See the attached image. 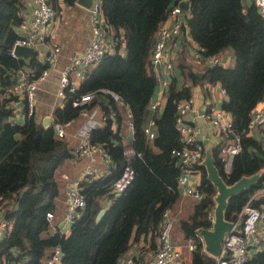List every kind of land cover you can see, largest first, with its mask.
I'll return each instance as SVG.
<instances>
[{"label": "trees", "instance_id": "1", "mask_svg": "<svg viewBox=\"0 0 264 264\" xmlns=\"http://www.w3.org/2000/svg\"><path fill=\"white\" fill-rule=\"evenodd\" d=\"M62 1L72 5L77 0ZM178 1L99 0L113 50L87 69L73 92L66 91L62 105L56 106L51 115L57 123L77 120L83 117L82 107L73 106V102L86 94L92 96L85 109H95L94 117L99 110L103 124L91 129L89 140L101 146L114 168L111 166L105 176H86L80 181L85 206L63 237L49 235L45 214H58L57 170L73 156L72 149L66 137L60 138L51 126H43L35 114L24 116L21 123L13 121L14 105L20 99L13 90L17 74L25 72L28 80H34L49 67L37 58L36 52L28 60L11 55L26 6L23 0H0V197L7 200L2 216L10 226L0 239V264L2 260L11 264H45L57 244L62 250L61 264H119L141 235L157 237L162 213L171 209L179 195L176 159L171 155L173 149L183 146L175 125L176 107L192 97L194 88L203 95L209 94L205 85L219 84L224 88L222 109L230 114L233 130L240 134L241 150L233 156L227 174L218 153L231 138L221 135L223 140L212 148L223 182L232 185L241 177L259 175L255 186L228 199L224 219L236 222L255 187L264 183V142L247 135L246 128L251 109L264 96V17L253 1L245 4L244 0H189L186 24L190 39L203 48V56L225 57L230 53L232 62L196 66L191 57L188 60V41L182 34L184 40L177 48L162 111L150 109L157 86L150 63L151 50L157 30ZM48 2L57 15L59 1ZM110 93L117 95L119 101ZM119 105L129 111L132 125L131 140L126 146L122 144ZM151 121L154 136L149 139L144 129ZM127 150L133 154H125ZM125 165L134 170V177L123 193L115 196L112 184ZM197 168L203 198L191 216L176 218L172 232L175 229L184 241L194 242L189 264H215L214 258L203 251L197 230L211 227L208 217L215 206L216 190L206 179L204 167ZM104 198L109 199V206L97 220ZM262 227L264 231V219ZM245 264H264V238L262 250Z\"/></svg>", "mask_w": 264, "mask_h": 264}, {"label": "built area", "instance_id": "2", "mask_svg": "<svg viewBox=\"0 0 264 264\" xmlns=\"http://www.w3.org/2000/svg\"><path fill=\"white\" fill-rule=\"evenodd\" d=\"M257 10L264 17V0H253ZM90 23L91 39L85 49L78 54L70 57L69 64L59 72L57 78L56 96L63 99L66 91L73 92L76 88L71 76L75 78H84L85 72L90 67L100 62L102 57L112 52L113 44L111 35L105 27L104 18L101 13L99 0H93L90 7L86 8ZM189 10H184L178 6V2L172 5L167 13L164 23L159 27L156 33L155 41L151 50L150 63L153 67L157 86L155 88L153 100L150 103V109L156 110L160 106V100L165 95V89L171 81L174 65L171 59V51L178 48L177 38L184 34L186 40L192 46L191 56L197 66L205 67L212 65H224L225 57L217 55L203 56V48L193 42L187 33L186 17ZM56 16L55 9L48 0H31L28 9H25L24 18L17 29V38L14 40L11 55L18 57L13 53L15 46L32 47L36 49L40 44H44L49 37V28ZM183 29L184 32H183ZM60 48L55 44H49L43 58L49 68L44 69L34 80H28L25 72L17 74V83L14 86V92L21 99L20 111L22 117L32 116L35 113L36 90L42 82L48 77V72L59 57ZM220 86L219 84H216ZM215 85H205L206 89L211 91ZM221 93L225 96V89L220 86ZM111 96L119 101L118 96L110 93ZM89 94L81 96L73 102V106L82 107L80 113L86 117V122L76 132L77 144L72 150L75 158L86 157L89 159V165L81 172L77 178L66 179L65 185V212L59 224L52 226L49 235L57 234L66 237L70 230V226L78 216L79 212L85 206L84 197L80 191V181L86 176L97 177L100 172L95 170L92 162L95 160V154H101L103 160H108L106 153L101 146L90 142V131L95 128L94 120L95 109L91 111L85 109L86 103L91 100ZM193 99L182 100L176 107L175 125L180 133V140L183 144L181 149H173L171 155L176 159V167L178 175L176 177V185L178 189L187 196L195 200H201L203 193L192 182L196 167L201 165L204 159V146L199 141L200 126L192 125L185 120L186 114L193 110ZM196 113V111H194ZM110 116H113L111 114ZM197 117H201L204 121L209 122L216 134L229 136L231 139L223 144L218 153L222 169L225 174L230 170L231 160L234 155L241 150L240 134L233 130L231 116L222 108H216L211 102L204 103V109L198 113ZM13 121L15 122L14 118ZM128 127L132 130L130 121ZM69 124L57 123L52 120L50 126L55 134L64 138L66 135L65 127ZM152 121L149 122L144 129L149 139L154 134L151 131ZM247 134L258 132L259 138L264 142V96L256 102L250 111L247 121ZM219 141V140H218ZM218 143V142H217ZM125 154H133V151L127 150ZM134 177V170L129 166H123L119 176L112 184V190L116 194H121L130 185ZM7 204V200L0 197V239L4 237L6 231L10 227L8 222L3 218L2 214ZM53 214L47 212L45 221L52 225ZM210 222L213 221V215H209ZM264 219V183L256 187L247 202L243 206L239 218L234 223L240 224V230L230 231L224 236L221 246L225 254L224 257H214L215 264H245L250 258V253H257L262 250L263 227L259 229ZM176 218L171 214L170 210H165L157 231V248L146 260V264H182L181 250L172 242L171 234L173 224ZM198 236V235H197ZM201 244L202 240L198 236ZM187 249H195L192 241H187ZM203 249V245H202ZM62 250L59 244L52 248L51 254L46 258L45 264H61ZM134 264L132 257L120 259L119 264ZM1 264H11L2 260Z\"/></svg>", "mask_w": 264, "mask_h": 264}, {"label": "crops", "instance_id": "3", "mask_svg": "<svg viewBox=\"0 0 264 264\" xmlns=\"http://www.w3.org/2000/svg\"><path fill=\"white\" fill-rule=\"evenodd\" d=\"M58 1L60 5V11L55 16L53 22L50 25L49 37L47 38L44 44H40L36 49H34L35 52L37 53V58H39L40 60H44L43 56L46 53L47 46H49V44H55L60 48L59 57L54 63V65L51 67V69L49 70L47 79L41 84H39L36 90V105H35L34 114H35V118L40 121H43L47 117L53 120V117L51 115L53 109L56 106L62 105L61 98L57 97L55 93L59 72L69 64L71 56L81 53L85 49L89 40L91 39L90 23L87 14V9L76 2L72 5H66L63 3L62 0H58ZM251 1L253 0H244V3L249 4ZM23 2L26 6V9H28L31 0H23ZM183 40L184 37L181 34L177 38V42L179 46H181ZM185 47L187 50L186 55L187 56L189 55L188 56V60H189V57L192 58L191 56L192 46L187 42V44L185 43ZM177 50L178 49L171 51V59L173 63L177 56L176 53ZM226 57L227 56H225V59ZM71 79L73 80V83L77 87L81 83L83 78L80 79L71 76ZM164 97L165 96L161 98L160 106L157 109L158 110L157 112L159 113L162 111V108L165 103ZM192 99H193V104H192L193 110L189 111L186 114L185 120L192 125L200 126L201 130L198 139L203 144L205 151V148L207 146H211V148H213L216 144L221 142L223 138L219 136V134H216L213 131V128L211 127V124H209V122L204 121L201 117H197V115L198 113H200V111L204 109V103H207L208 101L211 102L213 106H215L216 108H222V102L226 99V96H223V94L221 93L220 86L215 85L214 89L209 91V94L207 95H203L201 90H199V88H194ZM20 106H21V102L20 99L18 98V101L14 105L16 111L14 120L18 123H21L23 121L22 113L20 111ZM194 111H196V113ZM118 112L122 117L121 134L124 136V138H122V144L126 146L131 140V130L128 127L130 114L129 111L121 105L118 106ZM94 120L97 126L103 124L99 110H97ZM85 122L86 121L84 120L83 117H79L77 120L69 122V124L65 127V132H66L65 137L69 140L72 150L77 144L76 132L80 126L85 124ZM247 135L253 136L255 138L259 137L258 132ZM229 140L230 139H228L227 141ZM94 157L95 160L92 162V166L94 167L95 170L100 172L98 176L100 175L105 176L109 174V169L111 166H113L114 168V164L109 159L106 161L103 160L101 154L96 153ZM88 165H89L88 158L86 157L75 158L74 156H71L64 164L63 168H61L58 171L57 180L59 182L60 192H59V196L55 199L56 200L55 204L58 209L57 211L58 214L54 216L52 225L49 226L50 229H52V226L54 224H59L61 222L65 212L64 198H65L66 179L64 178V176L70 179L77 178L78 175L81 172H83ZM196 174L198 175L197 177H195ZM192 182L195 186L199 185L200 171L198 168L195 170L194 179L192 180ZM178 191H179V195L177 196L176 200L174 201L170 209L171 214L177 219L191 216L194 212V206L199 202V200H195L192 197L191 200H188V198L190 197L184 195L179 189ZM115 196H119V194L115 193ZM108 200H109L108 198L103 199L102 209L106 210V208L109 206ZM212 213L213 210L210 214ZM176 221L173 225V228L176 224ZM261 226L262 224L259 225V229H261L260 228ZM176 235H179L178 240L184 243L181 245L178 244L176 245L173 239L172 242L175 246H177L181 250L182 263L189 264L190 251L187 249V246L185 245L187 241H184L180 234L177 233ZM263 238H264V232L262 233V240ZM156 248H157L156 236L152 237L149 234H147L146 236L141 235L138 241L130 245L129 249L125 252V254L121 257V259L130 256L133 258L134 264H146V260L156 250ZM184 253H186L187 257H185ZM253 254L256 253L251 252L250 257ZM121 264H123V262Z\"/></svg>", "mask_w": 264, "mask_h": 264}, {"label": "water", "instance_id": "4", "mask_svg": "<svg viewBox=\"0 0 264 264\" xmlns=\"http://www.w3.org/2000/svg\"><path fill=\"white\" fill-rule=\"evenodd\" d=\"M92 2L93 0L76 1V3H79L85 8L90 7ZM178 6L186 11L189 10V0H179ZM13 53L23 60H28L33 56L35 50L32 47L15 46ZM165 91H167V88L165 89ZM97 97L104 103H108V100L104 96L98 95ZM51 122L52 120L47 117L42 121V124L43 126L48 127L50 126ZM204 153L205 156L201 165L205 169L206 179L216 190V194L214 196L215 206L212 213L213 221L211 223V227L208 229H198L197 235L202 240L203 251L211 255L213 258L218 256L224 257L225 254L221 246L224 236L230 231L240 230L239 223L228 222L224 219V211L227 206V201L231 196L238 194L244 190H249L253 186H255L259 176L257 174L244 176L232 185H226L220 177L218 170L214 164L211 146H207ZM104 212V209L100 210L96 217L97 220H99L103 216Z\"/></svg>", "mask_w": 264, "mask_h": 264}, {"label": "rangeland", "instance_id": "5", "mask_svg": "<svg viewBox=\"0 0 264 264\" xmlns=\"http://www.w3.org/2000/svg\"><path fill=\"white\" fill-rule=\"evenodd\" d=\"M230 62H232V59H231V57H230V53H228V55H227V57H226V62H225V64H229ZM67 162V160H65L63 163H62V165L60 166V168L65 164ZM60 168L57 170V171H59L60 170ZM198 175L196 174L195 175V177H197ZM188 197H190V196H188ZM187 197V198H188ZM188 200H191V197L190 198H188ZM182 218H187V217H182ZM178 228V227H177ZM178 237H179V235H176V233H175V229H174V232H172V239H173V241L176 243V245L178 244V245H181V244H183L184 242H182V241H179L178 240ZM187 243V242H186ZM186 243H185V245H186ZM186 247V246H185ZM184 255H185V257H187V255H186V253H184ZM184 257V258H185Z\"/></svg>", "mask_w": 264, "mask_h": 264}, {"label": "clouds", "instance_id": "6", "mask_svg": "<svg viewBox=\"0 0 264 264\" xmlns=\"http://www.w3.org/2000/svg\"><path fill=\"white\" fill-rule=\"evenodd\" d=\"M212 223V222H211Z\"/></svg>", "mask_w": 264, "mask_h": 264}]
</instances>
